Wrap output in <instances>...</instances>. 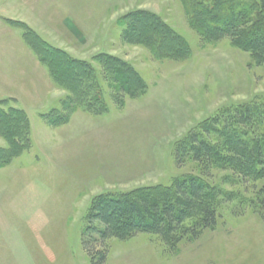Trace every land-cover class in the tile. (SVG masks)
Returning a JSON list of instances; mask_svg holds the SVG:
<instances>
[{
	"label": "rangeland",
	"instance_id": "374dc122",
	"mask_svg": "<svg viewBox=\"0 0 264 264\" xmlns=\"http://www.w3.org/2000/svg\"><path fill=\"white\" fill-rule=\"evenodd\" d=\"M137 11L176 30L187 56L157 58L130 43L134 24L125 19ZM37 37L93 65L91 81L106 88L108 111H66L69 92L42 64ZM101 54L132 66L146 92L108 90V73L94 61ZM255 103H264V62L195 29L182 0H0V264H91L82 240L97 197L191 176L214 188L216 227L194 239L186 232L199 225L197 216L169 244L148 234L111 239L107 264H264V179L247 180L221 161L207 177L191 157L178 166L175 155L206 120ZM18 110L29 132L17 130ZM62 113L70 114L60 117L67 124H48ZM222 129L209 136L214 145L226 141ZM14 143L23 146L15 157Z\"/></svg>",
	"mask_w": 264,
	"mask_h": 264
},
{
	"label": "trees",
	"instance_id": "16d2710c",
	"mask_svg": "<svg viewBox=\"0 0 264 264\" xmlns=\"http://www.w3.org/2000/svg\"><path fill=\"white\" fill-rule=\"evenodd\" d=\"M182 2L195 29L211 40L228 38L237 48L256 54L264 62V0ZM127 19H131L134 24L126 36L130 43L142 44L157 58L166 55L168 58L181 59L187 56L186 40L157 15L137 11L129 14ZM23 27L27 34L29 29ZM37 39L40 48L34 46V49L41 53L42 64L54 78L59 79L58 84L69 92V97L63 101V104H68L66 111L72 114L73 111L81 110L93 115L108 111L104 99L106 88L102 89L97 82L91 81L98 77L93 65L70 58L62 49L45 43L39 37ZM94 61L108 73V90L113 86L119 92L136 97L146 92L148 86L145 80L128 63L109 54H101ZM73 104L74 108H71ZM15 112L22 117V126L17 127V130L29 132L27 114L23 110ZM65 114H57L55 120L48 124L52 127L67 124L69 118H60L70 115ZM0 115L5 116L2 111ZM9 120L4 117L2 122L8 123ZM12 122L15 124L14 120ZM217 127H223L221 135L226 141L214 145L209 136L216 133ZM13 145L12 156L15 157L23 146L22 143ZM175 152L178 166L184 165L191 157L207 177H211L215 165L227 162L245 179L263 180L264 103L239 107L233 112L226 113L225 110L213 119L206 120L180 141ZM9 160L10 157L5 159L6 165ZM4 166L0 162V169ZM214 193V188L202 177L191 176L177 179L172 186L158 185L137 188L127 193L103 194L94 200L90 208L88 226L82 240L83 248L91 264H107L109 240L128 241L137 235L148 234L169 244L177 237V241L181 240L184 231H180L185 223L198 216L199 225L186 232L197 239L203 231L216 227L218 223L219 217L211 207Z\"/></svg>",
	"mask_w": 264,
	"mask_h": 264
}]
</instances>
